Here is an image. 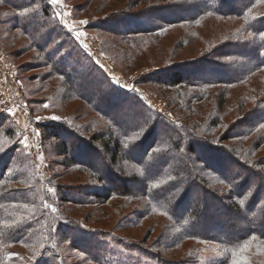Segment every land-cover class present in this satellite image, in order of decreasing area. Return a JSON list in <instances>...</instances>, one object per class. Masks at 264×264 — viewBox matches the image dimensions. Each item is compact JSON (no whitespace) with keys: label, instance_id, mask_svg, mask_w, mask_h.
Wrapping results in <instances>:
<instances>
[{"label":"rangeland","instance_id":"rangeland-1","mask_svg":"<svg viewBox=\"0 0 264 264\" xmlns=\"http://www.w3.org/2000/svg\"><path fill=\"white\" fill-rule=\"evenodd\" d=\"M123 1L117 6L115 2L110 4H114L116 14L131 12L139 15L145 12L144 17L127 21L128 25L131 22L132 25L140 22L143 25H152L164 16L174 19L171 16L173 11L161 14L152 11V7L163 3L161 0L140 1L131 8L126 7L130 0ZM239 2L240 0H234L232 5ZM108 4L107 0H59L55 5H50L49 0H0V114L7 117L4 122L16 130V138L12 140L2 136L3 131L0 132L1 137L5 138L0 140V152L7 151L11 158L10 167L15 169L12 172L10 170L9 174L20 173L24 168L33 180L36 182L41 180L32 195V202H35V198L40 202L39 204H42L44 215L48 216L49 220H59L68 224L78 223L90 232L110 231L136 243L144 242L151 230L148 245L157 244L159 237L167 231L170 221L155 212L139 218L138 214L146 213V199L143 197L137 200L115 197L106 199L102 203H96L94 200L88 203L89 197L81 195L80 192L92 185L104 195L101 183L90 177L87 169L63 165L61 163L63 158L58 157L53 150L56 139L52 136L43 139L41 125L49 123L61 125L73 134V137L62 134L61 138L77 147L80 143L76 139L88 143L93 140V136H104L107 140L111 133L117 134L115 126L118 124L133 130L136 126L133 125L135 121L142 122V119L149 115L147 109L143 110L139 104L142 102L160 117L157 133L153 136L149 135L147 139L150 138L152 141L154 136L158 135L165 137L164 134L169 131L172 139L179 141L180 146V153L175 159L173 158V161L168 156L174 154L172 151L166 156V159L170 160L169 163L164 161V158L153 160L158 171L150 172L151 176L180 170L182 164L188 161L179 155H186L191 142L195 141L202 144L209 143L204 148L210 150L226 146L235 147L240 150L239 156L251 158L258 163V160L264 157V127H260L264 124V73L252 74L237 85L228 88L219 85L206 89L198 86L170 88L157 83L156 78H164L165 69L174 63L186 64L181 69L190 71L195 69L194 65L205 60L225 62L223 58L218 57L216 54L218 51L215 49L229 42L243 21L210 16L195 24L168 28L158 36L148 35L145 40L136 44H126L122 40L124 38L122 35L123 32L129 31L123 30L128 26L121 22L107 21L113 10L105 7ZM46 6L48 12H44ZM25 8H31L32 11L21 15ZM256 16H264V8L261 12H257ZM120 17L122 18L123 15ZM17 18L28 19L32 25L27 27L28 32L24 30V21L18 22ZM97 25L100 27L93 28ZM115 28L117 30L114 34L111 31ZM131 32L135 34V31ZM79 33L83 35H78ZM215 71L213 77L222 76L220 69ZM199 75L203 77L202 74ZM210 75L211 71L208 76ZM114 90L119 93H115ZM222 91H225L223 106L220 105L218 98V94ZM111 97L118 103L117 107L115 102L108 106L107 100ZM110 120L113 123H109ZM252 120H256V123L250 126ZM238 123H240L238 126H241L239 129L244 130L247 136L222 142L228 135L230 126L236 127ZM6 124L1 130L8 128ZM177 124L180 127L185 125L182 131H186L187 134L175 131L173 128L177 129L175 127ZM254 145L255 147L257 145L255 150H253ZM79 146L86 151V154L91 152L88 145ZM94 146L102 150L100 142ZM158 148L164 152L168 148L173 149V145L166 139V143ZM94 154L92 153L91 160L86 162L99 171L106 169L104 172L112 171L114 175L119 176L118 169L122 168L126 170L122 172L126 176H120L130 181L131 173L141 175L139 165L121 162V166L110 168L109 163L106 166L101 160V157H104L106 163L109 159L108 154L99 156L97 153V156ZM140 154L133 153L134 156ZM21 155L24 157L23 160L20 159ZM27 162H30L33 169L28 168ZM236 166L235 164L232 168ZM160 168L162 170L159 171ZM226 168L232 169L231 164L227 163ZM261 168L264 170V166L260 165L256 170ZM200 173L206 178L204 181L206 186L213 189L217 185L214 183L220 182L223 183L221 185L223 192L228 189V183L216 179L210 171L203 170ZM241 176L245 177V173L241 172ZM108 178L112 179V175ZM187 178L189 177L186 176ZM255 181L260 182V179L255 178ZM116 183L120 182L116 181ZM197 184L204 186L202 182ZM12 186L21 189L15 184ZM104 186L105 189L111 190L115 184L112 186L106 181ZM127 186L129 192L135 195L141 190L140 182L138 184L127 182ZM58 187H64L67 192H75L77 195L70 196L72 202H62ZM39 188L41 192L38 191ZM190 190L185 192L186 198L181 201L182 210L177 212V216H182L193 206H198L202 198H210L199 187ZM20 201L19 206L23 208L22 210L28 209L32 214L35 205ZM131 208L134 209L130 210ZM211 209H203V216L196 220L199 229L203 228V222H208L206 214L211 213ZM134 212L139 213L131 214ZM129 215H132V219H127ZM23 219L27 221L22 215H16L2 224L9 225V222ZM133 222L139 223L135 225ZM212 222L241 224L243 220L235 215H220ZM68 231L72 236L78 234L73 227ZM192 243L194 242L187 241L178 248L162 252V255L164 254L167 259L171 257L182 259L186 254H181L187 253ZM65 246L64 244V250ZM196 246L199 245L194 243V247ZM12 248L24 254L28 253L23 247ZM205 249L198 264L211 262L217 256L218 250L215 246L207 245ZM70 254L68 263L80 257L76 253ZM254 260V264H264V251L260 254L256 253Z\"/></svg>","mask_w":264,"mask_h":264},{"label":"trees","instance_id":"trees-1","mask_svg":"<svg viewBox=\"0 0 264 264\" xmlns=\"http://www.w3.org/2000/svg\"><path fill=\"white\" fill-rule=\"evenodd\" d=\"M107 1L109 4L105 7L113 9L111 10L112 14L109 15L111 17L107 21L121 22L128 26L126 27L127 29L123 30L129 31L127 33L123 32L122 35L124 36L122 40L126 44H136L145 40L148 35L158 36L168 28L182 24H195L210 16L234 18L243 21L236 34L233 35V40L231 39L216 48L217 50L215 49V51H218L216 53L218 57L223 58L225 62L205 60L194 65L195 69L190 71L182 70L186 64L174 63L165 69L164 78H156L157 83L164 84L170 88L198 86L206 89L215 85L228 88L237 85L252 74L264 73V39L260 37V33L264 32V16H256L257 12L263 10L264 0H240L239 3L235 4L236 6L232 5L234 0H161L163 3L159 4L160 6L152 7V11L160 14L173 11L171 16L174 19L164 16L163 19H159L152 25H143L141 22L134 25L131 22L128 25L127 21L134 18H142L145 16V12L139 15L131 12L116 14L117 10L113 8L114 4H110L115 2L117 6L118 3L124 1ZM140 1L145 0H130L126 7H134ZM46 7L44 12H48V6ZM120 14L123 15L122 18ZM17 19L18 22L24 21V30L28 32L27 27H32L28 19ZM116 30L115 28L111 32L115 34ZM132 30L135 31V34H131ZM245 63L247 64L242 66ZM215 69H220L222 76L213 77L212 75L216 73ZM210 71L211 75L208 76ZM167 75L172 78H168ZM115 93H119V91L116 90ZM218 95L220 105L223 106L225 91L220 92ZM113 102L116 103L117 107L118 103L112 97L107 100L108 106L112 105ZM139 104H141L143 110L147 109L149 115L143 118L142 122L139 120V122L135 121L133 125L136 126H134L133 130L118 124L115 126L117 134L111 133L107 140L103 135V137L93 136V140L88 143L79 142L76 139L81 145L85 144L91 148V152L87 154L86 151L82 150L83 148H79L80 144L75 147L73 143L61 138L62 134L73 137V134L65 130L61 125L50 123L41 125L43 129L42 137L45 140L49 136L56 139L57 142L53 150L58 157L63 158L61 162L63 165L87 169L90 172V177L101 183V189H104L103 191L105 192L104 195H101L102 193L97 191L98 189L93 188L92 185H87V189L84 188L81 192L79 191L81 195L89 197L87 198L88 203L92 202V200L96 203H102L106 199L115 197H127L130 200H137L143 197L146 199V213L138 214L139 212H134L131 214H138L140 215L139 218H141L142 216L145 217L146 214L155 212L168 219L170 222L167 225V231L163 236L159 237L157 244L148 245V237L152 233L151 230L148 232L144 242L136 243L126 238H121L110 231L100 232L95 230L90 232L82 228L78 223L68 224V222H59V220H49L48 216L44 215L45 210H43L42 204H39L40 202L35 198V202H32V195L36 186L39 187L41 180L37 182L33 180V177L29 176L24 168L20 173L9 174L10 170L12 172L15 168L10 167L12 165L11 158H9L6 151L0 152V264H198L207 245L215 246L218 251L216 258L206 264H233V262H236V264H254V255L264 251V170L262 168L261 170H256L259 165L264 166V157L260 161L258 160L257 163L251 158L239 156L241 155L239 153L240 150L235 147L213 148V150H216L213 151L207 147L204 148L209 143L205 142L206 144H202L195 141L194 143L191 142L186 155H179L188 161L182 164L183 167L180 170L176 169L175 172L170 174H168L169 171L167 170V173L151 176L150 172L158 171V167L154 166L155 161L153 160L164 158L163 160L169 163L170 160L166 159V156L172 151L174 154L168 156L173 161V158L175 159L180 153V146L179 141L176 142L172 139L169 131L164 132L165 137H159L158 135L154 136L152 141H150V138L147 139L149 135L153 136L157 133L160 117L152 110H149V107L142 102H139ZM0 115L2 119L0 132H4L2 136L10 140L15 139L16 130L12 129L10 124L4 122L7 117H4L3 114ZM110 122L113 123L112 120ZM250 122L248 123L251 126L256 123V120ZM240 123L236 124V127L234 125L230 126L229 133L223 138L222 142L247 136L244 130L241 131L239 129L241 127L238 126ZM5 124L8 128L1 130ZM212 125L215 126L216 124ZM175 127L177 128H173L175 131L187 134L186 131H182V129H185V125L180 127L177 124ZM149 128L150 130L148 131ZM4 137L0 135V140L5 139ZM166 139L169 144L173 145V149L168 148V150L163 152L158 146L165 144ZM97 142L101 143L102 150L94 146ZM134 152L141 154L134 156ZM92 153H95L94 155L97 153L98 156L105 153L108 154L109 159L106 163L104 157H101V160L106 166L109 163L108 167L110 168L119 167L121 162L139 165L141 175L131 173L132 178H130V181L126 177L120 176H126V174H123L126 170L122 168L118 169L120 172L119 176L114 175L112 171L104 172L106 169L99 171L89 165V162H86V160H91ZM20 159H24L23 155H21ZM144 161L146 164H144ZM227 163L231 164V168L235 164L237 166L232 169L226 168ZM24 165L25 163H23ZM27 166L29 169H33L30 166V162H27ZM236 169H238V172ZM203 170H208L216 179L227 182L228 189L223 192L221 186L223 183L221 184L220 182L214 183L217 185L213 189L206 186L207 184L204 182L206 178L200 173ZM241 172L245 173V177L241 176ZM111 175L112 179H109L108 177L111 178ZM186 176L189 178L186 179ZM255 178L260 179V182L256 183ZM106 181L109 185L112 184L113 186L115 184V187L111 190L105 189L104 184ZM116 181L120 182V186ZM127 182H133V184L140 182L141 190L138 191V194L135 195L129 192ZM197 182H202L204 186H199ZM13 184L18 185L17 187L21 189L14 188ZM198 187L210 198H202L198 206H193L184 215L177 216V212L182 210L180 206L181 201L186 198L185 192ZM58 188L62 202H72L70 196L77 195L75 192H67L64 187ZM38 191L41 192L40 188ZM241 199L244 201L243 204L240 203ZM20 200L24 204L35 205L32 214L29 213L28 209L22 210L23 208L19 206ZM11 204L12 206H10ZM208 208H212L211 213L206 214L208 222H203V228L199 229V224L196 220L201 218L204 210ZM133 209L131 208L130 210ZM7 215H9L8 218L6 217ZM16 215H22L23 218H27V221L23 219L9 222V225L2 224L6 220L13 219ZM220 215L241 217L244 224L239 222H212L218 219ZM131 217L132 215H129L127 219ZM133 223L136 225L139 222ZM70 227L77 230L78 234L72 236L68 231ZM187 241L197 243L199 246L194 247V243H192L187 253L181 254H186L182 259L175 257L167 259L164 254L162 255V252L178 248ZM64 244L66 245L65 250L63 248ZM15 246L25 248L28 253L24 254L16 248L13 250L12 247ZM70 253H76L80 257L68 263V258H71Z\"/></svg>","mask_w":264,"mask_h":264},{"label":"snow or ice","instance_id":"snow-or-ice-1","mask_svg":"<svg viewBox=\"0 0 264 264\" xmlns=\"http://www.w3.org/2000/svg\"><path fill=\"white\" fill-rule=\"evenodd\" d=\"M58 3H59V0H49V4H50V5H55V4H58ZM30 11H32L31 8H25V9L23 10V12L21 13V15H23V14H25V13H28V12H30ZM85 23H86V22H85ZM78 35H83V34H82V33H79ZM260 37H261L262 39H264V32L260 33ZM45 107H47V105H45ZM37 119H40V117H37ZM52 119H58V118H57V117H52ZM260 127H264V124H261ZM25 139H26V137H25ZM49 191L54 192L55 190H54V189H49ZM240 203L243 204L244 201L241 199V200H240ZM46 206H47V205H46ZM24 207H27V205H24ZM53 210H55V209H53ZM233 264H236V262H233Z\"/></svg>","mask_w":264,"mask_h":264}]
</instances>
